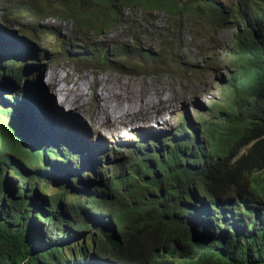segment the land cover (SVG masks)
<instances>
[{
  "label": "clouds",
  "instance_id": "obj_1",
  "mask_svg": "<svg viewBox=\"0 0 264 264\" xmlns=\"http://www.w3.org/2000/svg\"><path fill=\"white\" fill-rule=\"evenodd\" d=\"M205 1L215 5L219 21L213 23L211 48L184 67L198 73L193 97L175 116L174 108L167 116L163 110L160 119L145 125L114 114L130 94L123 71L87 64L93 59L63 50H47L42 58L31 45L8 51V36L15 33L6 34L0 25L5 33L0 94L7 87L4 80L24 82L13 103L2 99L11 105L4 123L22 147L41 152L37 166L28 167L15 151L0 150V242L16 239L24 254L17 257L21 262L7 257L12 260L0 264H138L135 239L168 248L173 237L205 228L215 233L216 245L224 236L245 239L264 228V212L258 211L264 208V156L258 147L264 134L263 102L258 101L263 89L257 88L264 86V71L258 69L264 68V0H200ZM2 58L24 61V76L34 75L40 85L28 77L17 82ZM37 65L38 74L32 72ZM44 67L53 74L46 88ZM83 77L90 84L73 97L70 109L61 89L84 87L76 83ZM41 90L52 107L57 94L60 108L65 105L86 122L82 113L89 114L90 126L102 128L97 137L113 143L111 149L71 121L55 118ZM33 92L38 101L30 100L31 118L22 110V99ZM99 110L104 119L97 125ZM24 127L32 138L23 135ZM243 208L251 214L245 216ZM137 232L142 235L134 237Z\"/></svg>",
  "mask_w": 264,
  "mask_h": 264
},
{
  "label": "trees",
  "instance_id": "obj_2",
  "mask_svg": "<svg viewBox=\"0 0 264 264\" xmlns=\"http://www.w3.org/2000/svg\"><path fill=\"white\" fill-rule=\"evenodd\" d=\"M207 2V1H205ZM201 3L200 0H12L9 2V6H12L8 12V16H19L26 19L27 24L25 27L20 28V36L9 35L7 50L12 52L21 51L23 46H34L39 51L38 56L42 58L47 50H63L65 54H71V47L67 46L68 43L77 42V38L71 39V37L62 35L60 29H55L52 26H41L39 24L46 19H56L63 21L66 24L71 23L73 29L77 31V36L82 33L91 32L94 35H100L101 32L110 29L112 26H119L122 24V12L139 10L144 14L157 10L165 13L170 18L173 26L179 28V20L182 16L186 17L194 23L196 31L195 35L199 39L206 38L207 41L211 40L209 31L212 32L213 23L219 21L215 11V5L210 3ZM22 12V14H21ZM1 27L3 21L0 19ZM176 28V29H177ZM4 30V28L2 27ZM46 30H49L47 33ZM6 34L8 32H5ZM13 34V33H12ZM56 38L58 43H65V45L48 46L46 42L47 36ZM19 37V38H17ZM45 39H44V38ZM45 42H42V40ZM155 41L161 42L156 50L150 48L144 50L140 47L138 38H134L132 43L107 42L101 41H89L85 47H80L81 57L97 60L103 65H109L120 71L123 70L124 62L128 59L135 60L140 58L153 57L155 60H162L167 56L173 55V59H176L178 53L182 51L184 46L177 40L176 36L170 37H154ZM56 42V43H57ZM176 50L175 52H173ZM9 56V55H7ZM113 59L118 62L115 63ZM38 62L37 60H33ZM173 61V60H172ZM6 73L10 74L17 82L19 78L24 79L28 77L32 80L34 85L38 87L40 81L34 79L32 76H24L23 71L24 61L10 59L4 63ZM258 69L264 71L262 66H258ZM0 73L2 70L0 69ZM259 90L263 89L258 96V101L263 102L261 105V111L263 113V126H264V86L259 85ZM23 112L30 114L32 118L31 102L30 100L38 101L36 99L37 93L33 92L30 96L25 97L23 95ZM8 114V113H7ZM9 115V114H8ZM32 121V120H31ZM0 150H13L16 152V156L23 161L28 167H35L38 164V159L41 157V152L33 148L22 147L15 138V130L12 132L0 117ZM33 131L35 126L32 121ZM264 131V130H263ZM30 130L23 128V135L32 138L28 134ZM263 134V133H262ZM17 135V134H16ZM39 135V134H38ZM258 142L259 151L264 156V134ZM37 145L40 144V140L35 137ZM24 143V141L22 140ZM22 147H20V146ZM41 147V151H43ZM65 159L68 158V154L63 152ZM47 154L53 158H59L55 151L47 149ZM38 158V159H37ZM60 164L59 162H55ZM63 162L61 165H63ZM264 193V191H263ZM260 212H264V208H259ZM242 213L245 216L251 214L249 208L242 209ZM252 222V218L250 219ZM78 228V227H76ZM137 229L133 228V232ZM193 234V236H192ZM128 232L124 233V236H128ZM142 235L141 232H137L134 237ZM173 242H168V248H160L153 242L145 244L142 239H135V248L133 252L138 255V264H264V228L255 230L253 234H248L245 239L240 236H224L222 242H218L216 245V235L211 229L201 228L194 232H187L173 237ZM23 248L19 245L16 239H10L9 242H0V263L9 262L12 259H6L12 257L14 260H19L24 254L21 253ZM29 264H33L32 262Z\"/></svg>",
  "mask_w": 264,
  "mask_h": 264
},
{
  "label": "rangeland",
  "instance_id": "obj_3",
  "mask_svg": "<svg viewBox=\"0 0 264 264\" xmlns=\"http://www.w3.org/2000/svg\"><path fill=\"white\" fill-rule=\"evenodd\" d=\"M10 1L11 0H0V18L3 21L2 25L7 32H14L17 35H20L19 33L20 28L25 27L27 21L23 17H18L20 14L17 17L8 16L9 15L8 12L11 9H13L12 6H9ZM122 16L123 19L121 25L112 26L110 29L101 32L100 35H94L91 32L89 33L86 32L76 37L77 31L72 28L71 23L66 24L63 21H59L56 19H47L48 21L40 23L39 27L44 25L47 26L50 25L55 29H60L62 35L71 37L72 40L77 38V42H80L79 44L72 41L68 43L66 41V43L68 44L67 46L71 47V53H77V55L81 54L82 49L79 48L83 47L85 43L89 44V41H96V42L101 41L103 43H107V42L113 43L119 41L120 44H123V43H132L134 38H138L139 43L142 45L140 47L142 50H144V45H146V49L150 48L152 50H156L159 47L158 44H160L161 42L155 41L154 40L155 36L163 37V38L176 36L177 40L179 39V42L182 44L181 46H184V48H181L183 50L178 53L176 59L172 58L173 55H171V57L167 56L166 58H162V60L159 61L158 60L154 61L152 59L153 57L150 56L147 58H140L135 60L128 59L124 62V66H123L124 68L123 70L125 71V74L124 75L121 74L122 79L128 82L129 84L128 91L130 89V94H129L130 96H128L129 98L126 97V99L127 98L130 100L134 99L136 101L144 100L147 102L145 107L146 109L144 108L143 110L144 111L143 113L146 112L145 113L146 116H143L144 119L149 121H151L152 119L153 122L156 119L162 117L163 110L165 111L167 116L168 111L171 108H174L173 116H175L184 104L189 103L190 98L193 97V91L197 87L196 84H197L198 73L190 72L184 69V67L190 63L201 60L204 55H201V53L199 52H202L203 54L206 53L207 50L211 48L209 42L207 41L206 38L199 39L195 35V33L197 34L199 33L198 31H196L197 27L195 28L194 23L191 20H188L184 16H182L178 21L179 28H177V26L172 25L169 16L157 10L148 12L146 14H144L142 11L139 10H133V11L125 10L122 12ZM48 31L49 30H46L45 32L47 33ZM207 34H211V32L209 31ZM3 36L5 37V33L0 28V45L3 44ZM45 40L48 43V46L55 47L57 44L59 46L65 45V43H58L56 41V38L49 35ZM42 42L45 41L42 40ZM175 51L176 50H174L173 52ZM53 52L54 50L51 49L50 51H48V54H51ZM1 60H4V58H2ZM4 61H7V59ZM113 61L115 63L118 62L115 59H113ZM27 62H29L28 59H26V63ZM85 63L94 64V63H98V61L87 59V62ZM38 67L39 65L32 68V72L38 74ZM42 70H43L42 75H45L46 72H49L48 70L45 71L46 67H44ZM74 76H77L76 78H78L79 75L74 72L73 77ZM4 84H7V87L6 89L2 90L1 92L2 95L0 94L1 96L0 117L2 118V120H4V122H6L5 117L9 112V108L11 107V105L8 102L13 103V99L16 97L17 94H19L21 88L24 87V82L21 81L20 85L17 86V84H15L14 82L10 84L9 80H4ZM211 85H213L218 90V85L215 82H213ZM42 86L45 88L47 86L43 80H42ZM66 87L69 88L68 86ZM77 87H78L77 91L80 89H85L84 87L79 88V85H77ZM40 96L45 102L48 103L49 98L47 99V96L43 94V90H41ZM3 98L8 101L4 103H8V104L4 105L1 103L3 102L2 101ZM53 99H54L55 107H52L49 103L47 104V106L52 110L53 116L55 118L58 117V118H62L65 121H71L72 122L71 124L76 126L77 129L79 128L84 129L87 135H92L93 141L97 140L102 145H105L111 149V147L114 145L113 143L109 144L106 138L105 140L100 141L99 138L97 137V136H102V133H100L102 132L101 131L102 128L98 126L99 131H96L94 127L90 126L89 114L82 113L84 118L87 120L89 124L88 127L87 122L84 121L81 115L77 117L78 114L76 116L75 113L66 111L65 105H63L60 108V105L56 98V94L55 95L53 94ZM156 100L157 101L162 100V101L157 102ZM122 104L123 105L125 104L124 100L120 102L119 106H122ZM73 107H74V102L72 103V108ZM89 108H91V106H89ZM118 114L121 115L122 113L118 112ZM159 114L161 115L159 116ZM150 116H152L151 119L149 118ZM123 117H128V116L123 115ZM80 119L81 121L83 120L86 125L83 124V121L82 123H80L79 122ZM126 119H129V117ZM144 119H143V123H144ZM129 120L131 121V119ZM132 123L137 124L138 120L137 122H132ZM158 123L160 122L158 121L157 124ZM140 124L141 123L137 125ZM135 133L141 135V132L139 130H136ZM111 139L112 137L110 135V140Z\"/></svg>",
  "mask_w": 264,
  "mask_h": 264
},
{
  "label": "bare ground",
  "instance_id": "obj_4",
  "mask_svg": "<svg viewBox=\"0 0 264 264\" xmlns=\"http://www.w3.org/2000/svg\"><path fill=\"white\" fill-rule=\"evenodd\" d=\"M43 74H44V72H43ZM44 78L42 79L46 84H47V82H49V81H52L53 80V74H52V72H46V74L43 76ZM55 77V76H54ZM75 80V79H74ZM58 82V81H57ZM71 82H73V80L71 81ZM75 83V82H74ZM77 84L79 83L80 85H83L84 86V88L85 89H87V87L89 86V79H88V77L85 79L84 77L83 78H81V80H79L78 82H76ZM63 87V86H62ZM69 87V86H68ZM78 88V87H77ZM62 90V93L60 94L62 97H63V99L65 100V103H66V106L68 107V108H72V103L74 102V98L73 97H75V96H80V94L82 93V92H80L81 90H83V89H80V90H78L77 91V89H76V87H69V88H67V87H65V88H63V89H61ZM67 90V91H66ZM69 90H71V91H69ZM75 92V93H73V92ZM130 96V95H129ZM56 98H57V100H58V102H59V98L57 97V94H56ZM129 98V97H128ZM124 99V103L126 104V106H125V104L123 105L122 104V106H119L118 105V107L117 108H115V110H114V114L116 115V113L118 114V112H121L124 116H128L129 117V119H131V122H137V120H138V123L137 124H139V123H141V125H143V124H151V123H153V122H155V121H153L152 122V116H150L149 118L151 119V121H149V120H146V119H144L143 118V116H146V112L145 113H143L144 111V108L146 107V101H144V100H140V101H136V100H130V99ZM131 98V97H130ZM133 98V97H132ZM140 99V98H139ZM88 101V100H87ZM155 101V100H154ZM153 101V102H154ZM157 101V100H156ZM160 101H162V100H158L157 102H160ZM120 109V110H119ZM146 109V108H145ZM109 112L108 111H106V116L108 115L109 116ZM121 114V115H122ZM122 115V116H123ZM161 114H159V116H160ZM98 116L99 117H97V119H95L94 120V122L97 124V125H100V123L102 122V120L104 119V113L101 111V110H99V113H98ZM147 118V117H146ZM157 118V117H156ZM143 119H144V123H143ZM155 119V118H154ZM160 119V118H159Z\"/></svg>",
  "mask_w": 264,
  "mask_h": 264
}]
</instances>
